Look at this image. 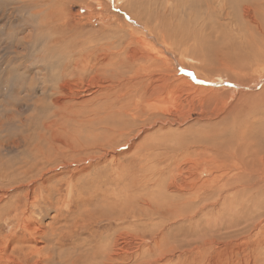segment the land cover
<instances>
[{
    "label": "rangeland",
    "instance_id": "obj_1",
    "mask_svg": "<svg viewBox=\"0 0 264 264\" xmlns=\"http://www.w3.org/2000/svg\"><path fill=\"white\" fill-rule=\"evenodd\" d=\"M262 154L264 0H0V264H264Z\"/></svg>",
    "mask_w": 264,
    "mask_h": 264
},
{
    "label": "bare ground",
    "instance_id": "obj_2",
    "mask_svg": "<svg viewBox=\"0 0 264 264\" xmlns=\"http://www.w3.org/2000/svg\"><path fill=\"white\" fill-rule=\"evenodd\" d=\"M72 2V1H71ZM202 3V2H201ZM51 4V1H50V3H49V5ZM45 7V6H44ZM243 8V11H244V13L245 14H249V12H250V7L248 6V5H243L242 6ZM127 8V7H126ZM131 8V7H130ZM145 9V8H144ZM135 10V9H134ZM208 10V9H207ZM13 10H11V12H12ZM150 11H152V10H150ZM129 12V11H128ZM10 14V13H9ZM150 14V13H149ZM134 15H135V13H134ZM128 17V16H127ZM117 18V17H116ZM130 18V17H129ZM144 18V17H143ZM128 20V19H127ZM170 20V19H169ZM139 21V22H138ZM123 22V23H122ZM132 23H135V24H137L138 26H139V28H140V32H143V37H142V39H140L139 40V42L140 43H143V44H146V31H145V29H147V30H150V28L146 25V24H144V25H142L141 24V22H140V20H139V18L138 17H133V20H132ZM194 23V22H193ZM118 24H119V27H118V29H120V30H122V31H124V30H128V31H131V29H130V25L129 24H126V23H124V21L121 19V21H118ZM76 28V27H75ZM132 28V27H131ZM133 30V29H132ZM152 31V30H151ZM55 32V31H54ZM120 32V31H119ZM126 32V31H125ZM136 32V31H135ZM182 33V32H181ZM126 34V33H125ZM156 34V33H155ZM147 35H148V37H151V38H153V36H152V34H151V32L150 31H148V33H147ZM158 35V34H157ZM134 36V35H133ZM198 36V35H197ZM162 37V36H161ZM160 37V38H161ZM60 38H61V36H60ZM156 38V37H155ZM157 39V38H156ZM162 40H163V38H162ZM206 40H207V38H206ZM206 40H205V42H206ZM63 41V40H62ZM136 42V41H135ZM134 42V43H135ZM161 42V41H160ZM165 42V41H164ZM149 43V42H148ZM161 44H162V42H161ZM70 45V44H69ZM163 45V44H162ZM59 46V45H58ZM68 46V45H67ZM145 46V45H144ZM63 49V48H62ZM76 48H74L73 50H75ZM68 50H70V48L68 49ZM81 50V49H80ZM80 50H78V53H79V51ZM77 50H75V52H76ZM63 52V51H62ZM68 52V51H67ZM73 52V51H72ZM77 53V52H76ZM81 53V52H80ZM71 54V53H70ZM75 54V53H74ZM158 54V53H157ZM72 55V54H71ZM68 56V55H67ZM68 58V57H67ZM76 60V59H75ZM159 66V65H158ZM55 70V69H54ZM85 71V60H79L78 62H75L74 64H72V66L71 67H67V66H65V73H64V75H63V77L61 78L62 79V81H63V79H64V77L65 76H67V75H75V76H79L80 74H82L83 72ZM9 73V72H8ZM44 79H45V77H44ZM126 79V78H125ZM58 80V79H57ZM183 80H185V79H183ZM62 81H60L57 85H58V88H59V91H61V90H63V89H65V88H68V85L65 83V82H62ZM130 83V82H129ZM188 83V82H187ZM153 88V87H152ZM183 88V87H182ZM121 90V89H120ZM71 92L72 91H70V89H69V91H67V92H65V94L66 95H68L69 97L71 96V95H73V94H71ZM136 92V91H135ZM150 93V92H149ZM106 94H108V93H106ZM69 97H66V98H69ZM139 100V99H138ZM157 101V100H156ZM123 103V102H122ZM125 104H126V102H124ZM116 104V103H115ZM150 105V104H149ZM151 106V105H150ZM112 107V106H111ZM64 108V107H63ZM135 108V107H134ZM121 109H123V108H121ZM168 110V109H167ZM125 111V110H124ZM169 111V110H168ZM110 113H111V111H110ZM103 114V113H102ZM107 114V113H106ZM109 114V113H108ZM123 114V113H122ZM143 115V114H142ZM110 120V119H109ZM105 121H107V120H105ZM108 122V121H107ZM104 126V125H103ZM133 141V140H132ZM228 148V147H227ZM233 151V150H232ZM194 153V152H193ZM261 155V154H260ZM259 155V156H260ZM262 155H264V154H262ZM205 157H203V158H206L207 157V155H204ZM259 161V160H258ZM197 162V161H196ZM195 162V163H196ZM253 162V161H252ZM209 163H210V161H209ZM260 163L261 164H256L255 166H252L251 167V171H248V172H250L253 176L254 175H257L256 177H258V179L259 180H257V181H259V183H261V182H264V171H262V172H258L260 169L262 170V169H264V160H262V161H260ZM208 164V163H207ZM201 166V165H200ZM256 166H258V167H256ZM183 168V167H182ZM206 168V167H205ZM180 170V169H179ZM196 170V169H195ZM173 172H174V170H172ZM197 171V170H196ZM203 171V170H202ZM241 172H244L243 170H242V168L241 167H239V164H235V166L233 167V168H231V170H230V173H229V175H231V176H233V177H235L236 179H237V181H238V179L239 178H241L240 176L241 175H239V173H241ZM247 172V171H246ZM258 172V173H257ZM200 173V172H199ZM198 173V174H199ZM172 174V173H171ZM198 174H197V176H198ZM233 174V175H232ZM244 174V173H243ZM247 174V173H246ZM172 176V175H171ZM199 176H200V174H199ZM245 176V175H244ZM248 176V175H247ZM204 177V176H203ZM209 177H210V179L207 181V187L206 188H204L200 193H197V192H195V191H191L192 192V195H194V196H196L198 199H202L203 198V196L205 195V194H207L208 192H209V188L212 186V182H214L217 178H216V176H214V174H212V173H210L209 174ZM197 178V177H196ZM179 179V178H178ZM233 179V178H232ZM255 179V178H254ZM195 180H197V179H195ZM212 180H214V181H212ZM172 181V180H171ZM191 181H192V179H191ZM210 181H212L211 183H209ZM174 182H176V181H174ZM187 182V181H186ZM196 182V181H195ZM199 182V181H198ZM256 182V181H255ZM192 183V182H191ZM194 183V182H193ZM209 183V184H208ZM258 183V182H257ZM184 185H185V183H183ZM187 184H189L188 182H187ZM224 184H226L225 182H224ZM239 184V183H238ZM253 184V183H252ZM256 183H254V185H255ZM262 184V183H261ZM223 185V184H222ZM254 185H253V187H254ZM183 186V185H182ZM193 186V185H192ZM224 186V185H223ZM185 187V186H184ZM247 187H249V186H247ZM252 187V186H251ZM255 187H258V185L257 186H255ZM174 188V187H173ZM221 188H222V186H221ZM220 188V189H221ZM225 188H226V186H225ZM206 189H208V191H207V193H204L205 191H206ZM224 189V188H223ZM256 189V188H255ZM180 190V189H179ZM182 190H184V191H186L185 192V194L187 195V200L189 201V199H190V197H191V192H190V187L187 189V190H185V189H182ZM192 190V189H191ZM195 190V189H194ZM222 190V189H221ZM228 190H230L229 189V187H228ZM246 190V189H245ZM176 191V190H175ZM233 191V190H232ZM232 191H230V192H232ZM224 192V191H223ZM225 192H226V190H225ZM172 193V192H171ZM178 193V192H177ZM260 193V192H259ZM238 194V193H237ZM229 195V194H228ZM227 195V196H228ZM223 196V195H222ZM220 197V196H219ZM259 197V196H258ZM258 197H255L254 199H257ZM260 198V197H259ZM258 198V199H259ZM184 199H185V197H184ZM204 199V198H203ZM211 200V199H210ZM228 200V199H227ZM232 200V199H231ZM206 201V200H205ZM225 201V200H224ZM223 202V201H222ZM207 203V202H206ZM209 203H211V202H209ZM221 203V202H220ZM246 203V202H245ZM205 204V203H204ZM203 204V205H204ZM215 204V203H214ZM202 205V204H201ZM216 205V204H215ZM242 205V204H241ZM240 205V206H241ZM226 206V205H225ZM219 207V206H218ZM200 209H205V206H203V207H199ZM232 207H230V209H231ZM194 209V208H193ZM229 209V210H230ZM171 210V209H170ZM192 210V209H191ZM206 210H208V209H206ZM167 211H169V210H167ZM171 211H173V210H171ZM195 211V210H194ZM214 211V210H213ZM219 211V210H218ZM225 211V210H224ZM228 211V210H227ZM170 212V211H169ZM168 212V213H169ZM185 212V211H184ZM184 212H181V213H183V215H185L186 214V212H185V214H184ZM192 211H190V213H191ZM230 212V211H229ZM171 213V212H170ZM201 213V212H200ZM199 213V217L201 216V214ZM231 213V212H230ZM178 214H180L179 212H178ZM177 214V215H178ZM189 214V213H188ZM198 214V213H197ZM173 215V214H172ZM190 215V214H189ZM203 215V214H202ZM225 215H227V214H225ZM225 215H223L224 216V218H226L225 217ZM234 215V214H233ZM243 215V214H242ZM193 217L195 216V215H192ZM178 218H180V216L178 217ZM187 219V218H186ZM189 219V218H188ZM203 219V218H202ZM207 219H208V217H207ZM215 219V218H214ZM197 220V219H196ZM195 220V221H196ZM258 220V219H257ZM169 221V220H168ZM171 221V220H170ZM199 221V220H198ZM214 221V220H213ZM225 221V220H224ZM227 221V220H226ZM229 221V220H228ZM232 221V220H231ZM262 221V220H261ZM237 222V221H236ZM171 223V222H170ZM193 223H194V221H193ZM197 223V222H196ZM199 223V222H198ZM219 223V222H218ZM226 223V222H225ZM224 223V224H225ZM231 223V222H230ZM227 224V223H226ZM237 224H238V222H237ZM216 225V224H215ZM221 225V224H220ZM227 225H230V226H232L231 224H227ZM166 226V225H165ZM191 226V225H190ZM189 225H188V227H190ZM170 227H172V226H169L168 228H170ZM235 227V226H234ZM190 229V228H189ZM229 229V228H228ZM232 229V228H231ZM216 230H218V228L216 229ZM227 230V229H226ZM225 230V231H226ZM253 231V230H252ZM190 232V231H189ZM220 232V231H219ZM222 232V231H221ZM249 234V233H248ZM162 235V234H161ZM225 235V234H224ZM224 235H220L221 237L222 236H224ZM204 237V236H203ZM213 238H215V237H212V239ZM227 238V237H226ZM230 238V237H229ZM165 239V238H164ZM204 239L205 238H203V240L202 241H204ZM206 239H207V237H206ZM216 239H218V238H216ZM236 239H238V238H236ZM209 240V239H208ZM228 240V239H227ZM227 240H225V238L223 239V240H221V241H227ZM229 240H231V239H229ZM206 241V240H205ZM204 241V242H205ZM210 241V240H209ZM213 241H214V239H213ZM213 241H211L212 243H213ZM193 242V241H192ZM201 242V241H200ZM216 242V241H215ZM223 242V243H224ZM193 243H195V242H193ZM196 243H197V241H196ZM195 243V244H196ZM202 243V242H201ZM200 243V244H201ZM206 243V242H205ZM210 243V242H209ZM220 242H218V244H219ZM233 243V242H232ZM222 244V243H221ZM220 245V244H219ZM218 245V246H219ZM230 245V244H229ZM201 246V245H200ZM199 246V247H200ZM212 246V245H211ZM233 246V245H232ZM206 246H204L203 248H205ZM210 247V246H209ZM208 246H207V248H209ZM224 247V246H223ZM197 248V247H196ZM215 248V247H214ZM210 249V248H209ZM213 249V248H212ZM204 250V249H203ZM223 250V249H222ZM242 250V249H241ZM218 251V250H217ZM207 252V251H206ZM223 253H224V251H223ZM239 253V252H238ZM243 253H244V250H243ZM236 255V254H235ZM221 256H222V254H221ZM223 256H224V254H223ZM231 256V255H230ZM243 257V256H242ZM226 258V257H225ZM245 258H246V256H245ZM244 258V259H245ZM223 259H224V257H223ZM236 259V258H235ZM238 259V258H237ZM218 260V259H217ZM225 260V259H224ZM240 260V259H239ZM246 260H248L247 258H246ZM245 260V261H246ZM252 260V258H250V261ZM215 261V260H214ZM225 261H227V260H225ZM243 261V260H242ZM208 262V261H207ZM237 262H238V260H237ZM239 262H241V261H239ZM213 263H215V262H213ZM227 262H225V264H226ZM229 263V262H228ZM242 264H243V262H241ZM207 264V263H206ZM216 264V263H215ZM231 264V263H230ZM232 264H233V262H232ZM251 264V263H250Z\"/></svg>",
    "mask_w": 264,
    "mask_h": 264
}]
</instances>
